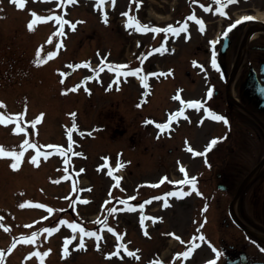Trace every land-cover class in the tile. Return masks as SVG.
<instances>
[{
  "label": "rangeland",
  "instance_id": "obj_1",
  "mask_svg": "<svg viewBox=\"0 0 264 264\" xmlns=\"http://www.w3.org/2000/svg\"><path fill=\"white\" fill-rule=\"evenodd\" d=\"M41 2L35 4L33 0H26L25 8L21 9L13 0H0V98L7 99V103H3L6 107L9 106V108L7 107L8 110L3 111L5 115L16 116L19 114L20 126L27 129L26 132L17 133L14 130L17 126L15 119L8 124L0 123V145H4L6 150L19 151L23 140L29 139L30 142L37 145L42 153H49L46 158L41 155L38 158V163L34 164L31 158L36 155V149H27L18 169L11 167L14 157H0V250H4L5 264H41L39 256L30 255L37 251L41 253L48 252L43 264L103 263L100 256L94 253L77 254L79 256L70 257L63 250L66 238L72 234V229L67 232L59 231L60 220L58 221L57 218H65L71 223V214L64 211L69 210L68 196L69 192L74 190V187L64 182L67 166L62 163L63 159L58 160L56 158L57 149L49 148L48 145H57L64 148L68 124L70 121L77 122L79 120V123L83 125L81 127L86 131L90 130L91 133L88 136L82 130L79 132L82 137L79 139L80 149L78 153H82L83 155H79V158L84 159L77 158L73 160H79L81 165L88 167V176L93 178L94 182H99L97 192L102 190L106 186V182L101 176L100 179L94 173V167L98 162V153L104 151H99V149L105 147L108 149V153H113L120 148V143L114 145L104 144L101 139L103 136L102 130H106L105 138H109L111 141L119 139L120 133L114 130V128L119 127L118 118L116 121L111 120L110 115L120 114L123 108H130L127 106L128 102L123 101L125 98H129L138 105L134 110H131L133 118H128L132 121L131 124L139 125L140 120L160 121L163 119L169 109L174 106L171 102L173 93L180 91L179 95L187 98V81H190L186 77L187 59L194 52V46L199 45V43L192 44L189 47L187 44L177 42V52L175 54L163 51L167 53V58L162 52L158 55H151L154 57L153 59H149L151 56H148L143 60L142 65L145 68H148L147 65L154 63L163 68L162 71H166V68L171 67L168 68V70H171L168 78L162 80L151 79L152 82H147L152 94L146 95L143 102H140L142 90L135 87L133 80L120 79L117 83L112 82V87L105 89V81L100 78V81L91 89L88 84L83 88L76 89L75 86L86 74L85 68L89 66V62L93 63L97 59H106V57L99 58L97 55L105 45H108L106 50L111 52L109 54L111 58L106 59V62L120 61L123 63L126 58L129 59L132 56L136 57L135 62L141 60V53H144L148 47L142 46L140 50H137L136 47L140 43L147 44L149 36L138 34L137 30L129 29L124 25L126 22L121 18L123 11H132L128 10L133 5L131 3L142 5L141 14L146 8V12L142 14L141 23L147 25H151V22L167 20L170 17L171 8L172 10L176 8L184 14L186 7L182 6L179 0H124L118 2L109 18L112 20L109 21L107 26H103L97 20L92 21V15H94L93 4L81 1L80 7L72 8L69 12L73 18L77 19L75 21L79 22L78 28L74 32L70 31L65 35V38H62V36L54 35L60 27L55 19L60 16V5L53 4L49 0H41ZM33 12L41 16H50L52 19L46 22H38L34 26V30H29L28 24L34 19ZM181 17L182 15H174V18ZM76 22L74 23L76 24ZM50 39L52 43H48ZM62 40H64L66 46L61 44L60 47L56 48L55 45L60 44ZM41 45L44 46V51L40 53L42 57L46 56L48 50L54 51L55 55L38 66L34 61ZM201 46L204 47L203 44ZM136 50L137 53L134 54ZM123 52L124 54H122ZM63 73H67V75L65 76ZM93 74L97 73L94 72ZM110 76L107 77L109 81L111 80ZM190 77L194 82L201 83L199 76L194 74ZM95 82L96 80H93V83ZM111 84H107V87ZM65 88L73 90L65 94ZM86 89L91 90V97L86 96ZM196 93L198 96H202L201 86H199ZM74 108H79V110L74 111ZM109 108L118 110V112L112 113ZM76 111H80V117L75 116L73 118L70 114ZM41 113H44L42 118L40 117ZM136 113L139 116H136ZM134 117L135 121H133ZM37 118H40V122L35 126L26 123ZM174 121L176 123L177 120ZM206 122L208 124L209 120ZM175 123L171 124L170 128L165 129L158 136L160 146L158 144L150 147L149 156L152 155L151 159H154L157 152H161V159L162 157H168L169 159V161H166L167 164H170L169 172L176 174L175 159L182 160L183 158L184 162H190V159L184 154L187 147L185 146L183 149L188 134L197 145L196 147L199 148L205 142V140L201 142L205 131L207 135H219L221 139L227 133L225 124L222 128L208 125V128L203 129L202 135L195 136L197 131L193 135L186 125L187 122L183 127L180 124L179 130H177ZM99 126L100 129L97 128ZM136 136L140 139V149H137L139 154L141 155V152H143L144 157L148 156L145 150L142 151V149L151 143L138 135ZM231 140L229 137L226 141ZM127 141L130 143L129 139ZM173 142L176 145L170 146L173 150L174 146L177 147L176 151L171 155L163 153L162 147L165 148ZM252 142H260V144L250 149L248 153L242 150L240 152L241 158L245 159L246 156L253 161H258L259 156L264 153V142L257 133L253 135ZM181 146L183 151L180 148ZM160 147L161 150L159 151ZM221 148L224 149V145ZM229 152H231L230 149L222 151V159L224 160L222 164L226 167L232 165V163L235 164L234 159L232 161L228 157L230 156ZM126 153L129 155L128 152ZM150 165L151 163H149ZM194 165L197 166V172L204 171L196 162H193V168ZM131 174L136 176L137 173L131 172L129 175ZM203 190L209 193L214 191V188L204 186ZM217 196L219 195L217 194ZM224 200L227 202L229 199L224 198ZM40 204L47 207L41 208L38 206ZM21 205L24 206L21 207ZM179 205L176 207V213L179 209H183L185 203ZM187 205L189 204L187 203ZM48 208L55 211L49 213ZM180 216L183 217V215L178 214V217ZM181 217L179 224L184 221ZM55 221L58 222L53 223ZM48 227L58 229L55 237H50L55 232L49 234L43 231ZM33 232L37 233L34 243H26L20 239L22 236L30 237ZM14 240H16V245L12 247Z\"/></svg>",
  "mask_w": 264,
  "mask_h": 264
},
{
  "label": "snow or ice",
  "instance_id": "obj_2",
  "mask_svg": "<svg viewBox=\"0 0 264 264\" xmlns=\"http://www.w3.org/2000/svg\"><path fill=\"white\" fill-rule=\"evenodd\" d=\"M14 3H16L18 5L19 8L23 9L25 8V3H26V0H13ZM68 3H73L74 0H67ZM106 0H98V3H97V8L100 9L104 4H105ZM234 0H216V3L219 5L218 8L215 9V11H217L218 13H221L225 16L228 15V13L226 11H224L225 9V6L226 4H230V3H233ZM112 4H113V7H115V4H116V0H112ZM208 11H211V9H206ZM34 19H32L29 24H28V28L29 30H34V26L38 23V22H41V21H48L49 19H52V17L50 16H41V15H37L35 12L32 13ZM121 15L123 16H126L127 17V21H126V26L129 28V29H133V30H138L140 32H146L149 30V25L147 24H142L140 22L139 19H137L136 17H134L133 15H131L129 12H123L121 13ZM56 21L57 23L60 25L59 27V30L57 33H55L54 35H58V36H63L64 35V25L65 24H69L71 23L70 21L68 20H65L63 19V17H60V16H57L56 18ZM189 20H192V21H196L199 25H200V31H205L206 30V25H205V22L203 19H198V17L196 15H191L189 18ZM244 20H250L252 19V17H249V16H245L243 17ZM103 20H104V23L107 24L109 22V18H108V12L105 10L103 12ZM79 23V22H77ZM239 23H241L240 20H237L235 23H233L232 25L229 26L228 28V31H231L232 28H235ZM72 28L73 30H75L76 28V24H72ZM152 31L156 32V33H160L161 31H164V32H167V33H171V34H175L177 36H179V34L181 32H187L188 31V21H184L179 27L177 26H173V25H169L166 29H161V28H153ZM224 35L226 36L227 35V32L224 33ZM187 38H191V34L189 33L188 37ZM48 43H52L51 39L48 41ZM213 45L216 43L215 41H212L211 42ZM62 44V41L60 44H57L55 45L56 48L60 47ZM162 47H164L162 45ZM164 50H167L166 47H164ZM44 51V46L41 45L40 49H38L37 51V58L35 59L34 63L36 65H42L43 63L46 62L47 59H50L52 58L54 55H55V52L54 51H51V50H48L46 52V56H41L40 53ZM154 52H158V51H161L160 48H156V49H153ZM174 51V49H173ZM211 63H212V66L215 67V68H219V65L217 63V60H216V55H215V50L213 49V56H212V60H211ZM194 64H198V66L203 69V65L202 64H199V62H194ZM90 66V65H89ZM109 69H112V70H116L118 72V75H117V80L119 79V74H120V70L125 68L126 66L125 65H113V64H108L107 65ZM101 71L103 70L102 68L100 69ZM94 71H96L94 69ZM142 71V68H136V69H133L131 71V73H128V72H124L123 75L127 76L129 74H132V75H135L137 73H140ZM63 75H67V73H63ZM151 75L155 76L157 75V73L153 72L151 73ZM94 77H87L86 80H85V85L87 83V80L88 79H93ZM141 80L144 81V85L145 87L147 88L148 87V76L147 75H144V76H141L140 77ZM63 82V81H62ZM80 87V85H76L75 88L78 89ZM73 89H68V88H65L64 89V93L67 94L68 92L72 91ZM89 91V94H91V90L90 89H87ZM182 91V90H181ZM213 95V90L210 89L207 93V98L208 99H211ZM178 99H182L180 97H177ZM183 103L186 104V106H190L192 108H196V109H200V108H205V104L202 100H191V101H182ZM0 106H4L6 107V105L3 104V101H0ZM206 112H207V115L208 117H210L211 119L215 120V121H221V122H224V123H228V120L225 116L223 115H220V114H217L216 112H214L210 107H207L205 108ZM44 115V113H41L40 114V117L42 118ZM73 118H75L76 116V113H71L70 114ZM182 115H184V109H181L179 111H177L175 114H170V119L168 120L167 123H159L157 124V127L161 130V132H163L165 129H168L170 128L171 124H172V121L173 120H177L178 121V118L181 117ZM185 118H187L185 116ZM15 119L17 121V126L16 128L14 129L17 133L19 132H26L27 129L25 127H21L20 126V120H19V114H17L16 116H12L11 114L9 115H5V113L3 111H0V123H4V124H8L11 120ZM40 122V118H37L36 120H33V121H29V122H26V123H31L33 126H35L37 123ZM148 121H146L147 123ZM151 123H156L155 121H151ZM201 123H203V121H201ZM76 124L75 122L73 123V127L71 129L68 130V139L70 142H72V132L74 129H76ZM159 138V137H158ZM219 139L221 138H213L210 142V144L207 146V149L204 153H200V152H195L191 146L189 145L187 150L188 151H193L194 152V155H205L207 154V150H210L212 146H214L218 141ZM49 148H55L57 149L59 152H61L63 154L64 152V149L63 147L61 146H57V145H48ZM21 150L17 151V150H6L5 146L4 145H0V157H14V162L11 164V167L13 169H18L22 163V158L24 157L25 155V151L29 148H33V149H36V155H34L31 159H32V162L34 164H37L38 163V158L43 155L45 156V158L49 155V153L47 152H41L40 149L37 147V145L35 143H32L29 141V139H24L23 140V143L22 145L20 146ZM79 155H83L82 153H79ZM108 159V158H106ZM210 166V165H209ZM180 170L184 173V179H180V180H175V181H169L170 183H173V184H177V185H180V187L175 190V191H169L167 192L164 197H153V199H161L163 198L164 201H165V204L164 206L167 207L168 206V197H176V198H184L186 196H189L191 195V193L193 191L197 192L198 194L202 195V193L199 192V189L197 187V180L195 177H189L188 176V172H187V169L184 168V166L181 164L180 166ZM83 171V170H81ZM169 178L167 176H164L160 183H163L165 180H168ZM115 180L117 181V183L121 180V177L120 176H115ZM185 185H190V189L188 191L185 190L184 186ZM159 185H153V187H158ZM31 203V202H29ZM85 203H87V201H85ZM122 203H125L127 204L128 202L127 201H122ZM24 205H21V207H23ZM39 207L41 208H45L47 207L46 205L44 204H40L38 205ZM140 207L142 208L143 205H140ZM49 213H52L53 211H55L54 209L52 208H48L47 209ZM134 210V209H133ZM107 211L109 212V214L111 213H114L117 211L116 208L114 207H109L107 209ZM206 211V209H205ZM141 224L144 223V219L145 217L144 216H141ZM153 222H155L156 220L158 219H162V217H151L150 218ZM60 224H67L68 221H65V220H60L59 221ZM104 224H107V219H105L103 221ZM68 226L73 230V233L76 232L77 229H79V232L82 233L83 235L80 236V240H79V243L76 245V247L78 248H83L85 247V241H84V237L85 236H88V237H92V236H95L96 237V240H97V247L99 248V241L101 239V237L95 233V232H90V231H86L83 227H81L79 224H76V223H70L68 224ZM146 228V226H145ZM58 229L55 228V227H48V228H45L43 229V231L49 233V234H52L54 232H56ZM110 231H114V229H110ZM147 234V231L146 233ZM119 235V234H118ZM172 235L175 236V233H172ZM36 236H37V233L36 232H33L31 234V236H22L20 237L21 240H23L24 242L26 243H34L35 240H36ZM177 239H181L179 236L176 237ZM121 239H123L121 237ZM196 239H199L200 241H204L205 237L203 235L199 236V237H196L194 238L191 242H189L191 244V247L188 248L187 251L183 252V253H177V258H179L180 256H183L185 259H187V257L189 255H191L192 251H194V249L196 247H199L198 244H196ZM73 240H76V235H72L70 238H66V242L64 244V251L65 253L67 254L68 252V245L73 241ZM182 243H184V241L181 240ZM16 245V240L13 241V244H12V247H15ZM119 247H123L125 249V251H128L127 250V247L123 244H121ZM119 247L117 248V251L114 252V253H110V255H119ZM51 251V250H49ZM138 251V250H137ZM217 257L220 256V253L217 251ZM30 255H36V256H39L40 258V261H41V264H43V261H44V258L48 255V252H35V253H31ZM128 255L130 256H136V252H128ZM4 256H5V253H4V250H0V264H5V261H4ZM137 259H139V256L136 257ZM208 264H216V262L213 260V261H209Z\"/></svg>",
  "mask_w": 264,
  "mask_h": 264
},
{
  "label": "flooded vegetation",
  "instance_id": "obj_3",
  "mask_svg": "<svg viewBox=\"0 0 264 264\" xmlns=\"http://www.w3.org/2000/svg\"><path fill=\"white\" fill-rule=\"evenodd\" d=\"M248 2L249 8L245 9L249 10L251 15L255 17L257 11L264 13V0H248ZM246 33H250L247 39L245 38ZM228 37L227 48L224 53L221 51L223 40L217 47V51H219L217 63L220 66L235 65L240 59L239 65H243V67L238 74L237 84L240 85L238 87L240 95L237 96L255 118L247 117L249 121L247 132L264 133L262 128L264 126V104H260L258 101L256 90L253 89L248 92L244 90V83L249 75L254 82L264 86V76L261 72V69L264 68V25L258 27L254 23L241 22ZM237 112L233 115L232 123L240 132V128L243 126V117ZM257 119L259 122L256 121ZM233 172H235L233 177L238 181L237 178L241 175L242 169L237 165ZM221 176L218 174V177ZM257 203L259 204L255 206ZM236 211L241 223H235L234 237L230 242L222 244L220 255L223 261L221 264L227 262L232 264L264 262V198L259 196L257 190L251 189L247 205L241 206L239 204Z\"/></svg>",
  "mask_w": 264,
  "mask_h": 264
},
{
  "label": "bare ground",
  "instance_id": "obj_4",
  "mask_svg": "<svg viewBox=\"0 0 264 264\" xmlns=\"http://www.w3.org/2000/svg\"><path fill=\"white\" fill-rule=\"evenodd\" d=\"M264 19V17H262Z\"/></svg>",
  "mask_w": 264,
  "mask_h": 264
}]
</instances>
